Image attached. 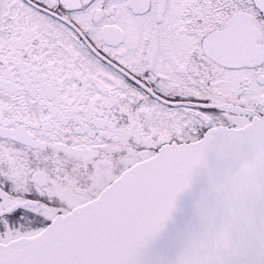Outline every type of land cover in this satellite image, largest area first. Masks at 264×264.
<instances>
[{"label":"snow or ice","instance_id":"1","mask_svg":"<svg viewBox=\"0 0 264 264\" xmlns=\"http://www.w3.org/2000/svg\"><path fill=\"white\" fill-rule=\"evenodd\" d=\"M0 264H264V0H0Z\"/></svg>","mask_w":264,"mask_h":264}]
</instances>
